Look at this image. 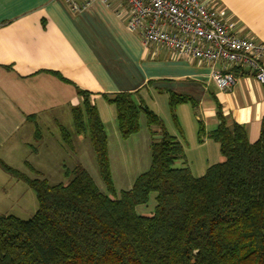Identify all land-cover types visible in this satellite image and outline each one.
I'll use <instances>...</instances> for the list:
<instances>
[{
    "label": "trees",
    "instance_id": "obj_1",
    "mask_svg": "<svg viewBox=\"0 0 264 264\" xmlns=\"http://www.w3.org/2000/svg\"><path fill=\"white\" fill-rule=\"evenodd\" d=\"M246 76L239 69L230 71ZM73 107L75 132L89 138L107 193L83 166L67 169V184L32 179L0 160L1 168L36 193L38 210L22 220L0 215V264H264V119L260 139L251 144L245 126H228L221 110L209 136L223 161L195 177L183 144L137 95H104L114 106L123 139L148 127L160 130L151 143V165L118 197L111 173L108 136L91 94L79 91ZM187 97L171 95V118ZM39 134V131L36 132ZM204 129L200 125L199 139ZM63 141L71 146L63 129ZM155 137V138H154ZM29 169H35L26 163ZM156 194L149 217L136 212Z\"/></svg>",
    "mask_w": 264,
    "mask_h": 264
},
{
    "label": "crops",
    "instance_id": "obj_2",
    "mask_svg": "<svg viewBox=\"0 0 264 264\" xmlns=\"http://www.w3.org/2000/svg\"><path fill=\"white\" fill-rule=\"evenodd\" d=\"M202 1L219 5L240 36L264 43V0ZM126 20L122 0H109V6L95 2L78 12L61 0H0V155L2 149L19 151L31 135L40 140L35 132L41 126L61 128V117L68 122L73 107L81 105L79 91L90 93L95 105L106 102L104 95L135 94L160 118L162 105L170 110L171 95L189 98L175 109L179 128L174 122L172 129L165 126L183 144L182 165L195 177L223 161L209 136L219 125V109L228 126L246 127L251 144L260 139L262 85L240 76L231 89L220 91L212 82L211 64L177 58L159 45L144 47ZM200 125L204 134L199 139ZM23 131L27 134L13 143ZM149 131L160 133L157 127Z\"/></svg>",
    "mask_w": 264,
    "mask_h": 264
},
{
    "label": "rangeland",
    "instance_id": "obj_3",
    "mask_svg": "<svg viewBox=\"0 0 264 264\" xmlns=\"http://www.w3.org/2000/svg\"><path fill=\"white\" fill-rule=\"evenodd\" d=\"M96 105L108 136L111 173L119 197L123 191L132 188L141 174L149 170L151 165L150 144L153 136L150 134L145 116H142L141 131L128 139H123L118 130L114 106L103 101H98ZM162 108L160 116L165 125L172 129L174 124L168 105H162ZM61 118H65L61 128L53 125L41 126L39 135L42 138L40 140L32 138L31 135V141L28 144L25 142L14 154L8 152V149H2L0 159L32 179H47L52 185L67 184L71 178L67 176L66 170L83 166L100 191L107 193L90 139L79 140L73 125V116L68 117L69 123L67 117ZM63 128L70 134L71 146L63 141ZM25 134L27 133L23 131L13 140V143L21 141ZM154 136L159 138L157 133ZM26 163H29L36 173L32 172ZM181 165L182 162L176 164L177 167ZM156 204V194H152L149 203L138 206L136 212L140 216L149 217L154 212ZM37 210L38 200L35 191L26 183L7 174L0 167V215L29 220L33 218Z\"/></svg>",
    "mask_w": 264,
    "mask_h": 264
},
{
    "label": "built area",
    "instance_id": "obj_4",
    "mask_svg": "<svg viewBox=\"0 0 264 264\" xmlns=\"http://www.w3.org/2000/svg\"><path fill=\"white\" fill-rule=\"evenodd\" d=\"M78 12L95 2L109 0H61ZM127 8L126 25L138 32L144 47L159 45L173 56L213 66L212 82L220 91L231 89L239 69L264 87V43L240 36L236 23L224 17L219 5L202 0H122ZM123 17L124 13L117 14ZM220 65L221 69H214Z\"/></svg>",
    "mask_w": 264,
    "mask_h": 264
}]
</instances>
